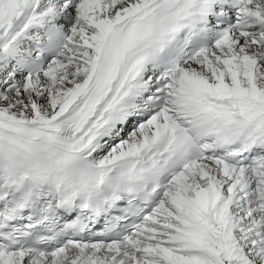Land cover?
I'll use <instances>...</instances> for the list:
<instances>
[{
	"label": "snow or ice",
	"instance_id": "obj_1",
	"mask_svg": "<svg viewBox=\"0 0 264 264\" xmlns=\"http://www.w3.org/2000/svg\"><path fill=\"white\" fill-rule=\"evenodd\" d=\"M0 264H264V0H0Z\"/></svg>",
	"mask_w": 264,
	"mask_h": 264
}]
</instances>
